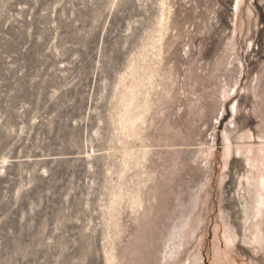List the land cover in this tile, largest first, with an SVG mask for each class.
<instances>
[{
    "label": "rangeland",
    "instance_id": "obj_1",
    "mask_svg": "<svg viewBox=\"0 0 264 264\" xmlns=\"http://www.w3.org/2000/svg\"><path fill=\"white\" fill-rule=\"evenodd\" d=\"M0 264H264V0H0Z\"/></svg>",
    "mask_w": 264,
    "mask_h": 264
},
{
    "label": "bare ground",
    "instance_id": "obj_2",
    "mask_svg": "<svg viewBox=\"0 0 264 264\" xmlns=\"http://www.w3.org/2000/svg\"><path fill=\"white\" fill-rule=\"evenodd\" d=\"M251 138H250V136H249V140H250ZM247 177V176H246Z\"/></svg>",
    "mask_w": 264,
    "mask_h": 264
}]
</instances>
